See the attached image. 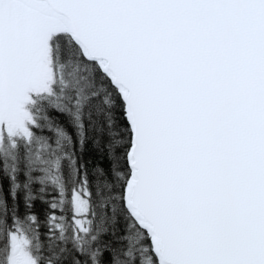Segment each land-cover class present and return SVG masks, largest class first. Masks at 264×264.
<instances>
[{
    "label": "snow or ice",
    "instance_id": "obj_1",
    "mask_svg": "<svg viewBox=\"0 0 264 264\" xmlns=\"http://www.w3.org/2000/svg\"><path fill=\"white\" fill-rule=\"evenodd\" d=\"M0 264H264V0H0Z\"/></svg>",
    "mask_w": 264,
    "mask_h": 264
}]
</instances>
